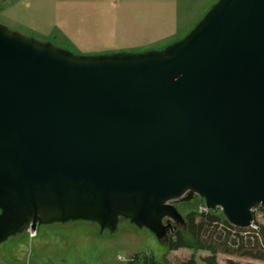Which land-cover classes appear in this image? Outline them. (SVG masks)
Wrapping results in <instances>:
<instances>
[{
  "label": "water",
  "instance_id": "1",
  "mask_svg": "<svg viewBox=\"0 0 264 264\" xmlns=\"http://www.w3.org/2000/svg\"><path fill=\"white\" fill-rule=\"evenodd\" d=\"M198 196L264 209V0H220L162 52L77 56L0 22V240L121 216L159 239Z\"/></svg>",
  "mask_w": 264,
  "mask_h": 264
},
{
  "label": "rangeland",
  "instance_id": "2",
  "mask_svg": "<svg viewBox=\"0 0 264 264\" xmlns=\"http://www.w3.org/2000/svg\"><path fill=\"white\" fill-rule=\"evenodd\" d=\"M220 0H0V22L10 30L53 43L77 56L162 52L185 39ZM200 198L175 203L184 222L166 218L174 232H186V213ZM200 205V204H199ZM121 216L115 230L92 218L53 220L10 232L0 240V264H129L135 256L153 255L161 264L195 256L205 264L206 251L169 252L172 234L159 239L147 228ZM264 223V219H259ZM173 232V233H174ZM219 264H264L236 255H218Z\"/></svg>",
  "mask_w": 264,
  "mask_h": 264
},
{
  "label": "trees",
  "instance_id": "3",
  "mask_svg": "<svg viewBox=\"0 0 264 264\" xmlns=\"http://www.w3.org/2000/svg\"><path fill=\"white\" fill-rule=\"evenodd\" d=\"M201 202V200H200ZM199 202V204H200ZM185 215L186 232L176 230L169 237V252L180 249L206 251L210 255L203 258L205 264H219L218 255H236L264 261V223L255 214V227L241 229L231 225L223 212L199 213L198 207ZM264 219V209L257 207ZM129 264H161L153 255L135 256ZM165 264H198L195 256L188 260L173 263L166 259Z\"/></svg>",
  "mask_w": 264,
  "mask_h": 264
},
{
  "label": "built area",
  "instance_id": "4",
  "mask_svg": "<svg viewBox=\"0 0 264 264\" xmlns=\"http://www.w3.org/2000/svg\"><path fill=\"white\" fill-rule=\"evenodd\" d=\"M209 211H212V210H210L203 202L198 207V212L199 213H206V212H209ZM253 213H254V216L256 214L258 220L263 217L262 213L259 212V210H257V207L254 208ZM254 227H255V220H254V224H253V226L251 228H254Z\"/></svg>",
  "mask_w": 264,
  "mask_h": 264
}]
</instances>
